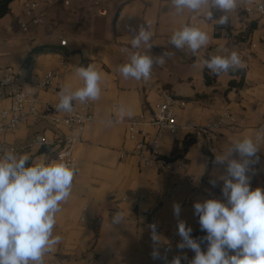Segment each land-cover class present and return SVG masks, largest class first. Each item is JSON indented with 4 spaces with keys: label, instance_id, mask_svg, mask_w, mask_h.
Instances as JSON below:
<instances>
[{
    "label": "crops",
    "instance_id": "obj_1",
    "mask_svg": "<svg viewBox=\"0 0 264 264\" xmlns=\"http://www.w3.org/2000/svg\"><path fill=\"white\" fill-rule=\"evenodd\" d=\"M13 0L10 11L0 18V77L8 66L15 69L16 85L34 93L30 84L33 76L42 75L56 68L62 61L69 69L63 75L65 84L73 89L82 82L72 66L93 64L103 74L102 93L93 101V116L82 132L81 141L75 146L77 174L74 177L71 197L61 205L53 234L62 241L48 253L45 264H165L163 259H153V243L149 225L157 224L161 243L159 251L171 261L182 257L181 264H189L195 253L179 249L177 218L174 203L181 205L179 219L192 228L201 230L199 218L194 214V203L208 198L224 200L223 181L215 187L209 183L223 175L225 165L213 164L211 157L197 144H192L182 158L168 162L167 169L144 166L137 155L122 154L131 149L135 141L127 138L128 123L141 113L155 111L164 91L186 102L175 106L174 112L181 124L223 120L218 130V151L225 152L232 141L255 134L264 128V15H246L243 7L255 0H240L238 7L229 14V23L218 26L216 20L205 21L187 10L177 14L171 0H107L106 15L95 12V0H35L36 14L40 21L22 31L20 20L24 16V3ZM222 15L214 10V16ZM151 24L153 37L149 54L159 57L165 52H175L164 64H154L148 80L124 79L117 72L126 63L125 48L141 25ZM191 24L207 31L210 36L206 48L193 56L180 51L169 43L172 33ZM67 44L62 46L61 40ZM254 44L255 46H252ZM42 47L27 61L31 49ZM218 49L236 50L246 63L241 86V71L213 75L200 62L211 55L221 54ZM232 84V85H231ZM39 96L54 100L51 91H39ZM0 99V105L7 106ZM131 109L132 116L122 122L115 121L120 106ZM227 116H231L232 119ZM66 129L52 125L47 120L25 122L8 131L2 140L17 148V154H29L33 159L50 157L44 149L26 148L38 134L50 139ZM149 134L154 127H146ZM188 132L180 130L173 135L165 133L161 154L172 157L181 152ZM0 153V156H3ZM258 163L249 171L251 188L264 189V141L257 153ZM233 158H239L233 153ZM194 176L185 182L186 176ZM210 177L209 181L205 177ZM142 199L136 202L135 199ZM124 214L121 224L112 225V216ZM202 231V230H201ZM193 237V236H192ZM207 250V241L193 237ZM170 249V250H168ZM232 254V253H230ZM186 256L187 259H183Z\"/></svg>",
    "mask_w": 264,
    "mask_h": 264
},
{
    "label": "clouds",
    "instance_id": "obj_2",
    "mask_svg": "<svg viewBox=\"0 0 264 264\" xmlns=\"http://www.w3.org/2000/svg\"><path fill=\"white\" fill-rule=\"evenodd\" d=\"M240 0H171L177 14L185 10L201 16L205 21L216 20L218 26L229 23V14L237 9ZM214 10L222 13L218 19ZM130 49L126 63L117 68L124 79L148 80L154 64H164L175 52H165L159 57L149 54L153 37L151 24L141 25L132 30ZM209 33L200 27L185 24L175 30L169 43L175 49L190 52L196 56L208 46ZM218 53L200 62L213 75L237 72L246 67L245 61L236 50L218 49ZM81 86L72 88L66 84L58 92L59 112L71 113L74 103L84 104L98 101L101 97L102 72L95 65L72 66ZM132 111L120 106L116 120L107 124L122 122L131 117ZM264 141V128L257 129L254 136L245 135L232 141L225 152L215 155L214 164L225 165L223 175L209 181L213 187L217 180L223 181L221 189L224 200L208 198L194 203V214L199 218L202 231L207 235V250L202 251L201 243L191 236L192 228L179 219L181 205L174 203L173 214L177 218L178 235L181 242L177 248L190 249L195 253L189 264H264V189L251 188L249 171L258 163L257 153ZM238 154V159L233 158ZM75 165L64 158L46 161L33 159L29 154H17L7 150L0 156V264H45L44 258L61 243L62 237L54 235L57 214L61 205L72 194ZM124 214L117 211L110 221L112 225L121 224ZM153 243L152 258L163 259L165 264H181L182 257L174 256L167 261L161 256L160 234L157 224L149 225ZM170 250V249H168ZM232 253V254H230ZM183 259H187L186 256Z\"/></svg>",
    "mask_w": 264,
    "mask_h": 264
},
{
    "label": "built area",
    "instance_id": "obj_3",
    "mask_svg": "<svg viewBox=\"0 0 264 264\" xmlns=\"http://www.w3.org/2000/svg\"><path fill=\"white\" fill-rule=\"evenodd\" d=\"M107 0H95L93 5L95 12L100 15H106L107 9L104 3ZM69 4L70 0H64ZM38 3L35 0H28L24 3V16L20 20L22 31H28L31 24L40 21V15L36 14ZM246 15L259 14L264 15V0H255L251 5L243 7ZM60 44L65 46L67 41L62 39ZM252 46H255L252 44ZM3 54L0 51V55ZM69 66L67 62L62 61L56 68L48 70L42 75L33 76L30 80L34 93H29L16 85L17 75L12 66L5 68L0 77V99L7 100L8 105H0V153L17 148L7 145L2 136L8 131L16 129L25 122H38L47 120L52 125L66 129L50 139L45 134H38L26 145V148L44 149V152L50 157L49 161L64 158L75 164V146L81 141V135L85 125L91 121L93 116V101L84 104L74 103V110L71 113L59 112L55 105L58 103V92L61 87L66 85L63 75L67 72ZM39 91H51L56 94L54 100H46L39 96ZM185 106L186 102L176 98L172 93L164 91L161 100L155 111L150 114L141 113L136 119L128 123L127 138L135 141L131 149H123L122 154L137 155L144 166L156 167L165 171L168 161L162 156V139L165 133L177 134L180 130H186L196 138V143L211 157L214 164L215 155L218 151V130L223 126V120L208 121L205 124H196L187 122L181 124L174 112L176 105ZM232 119L231 116H227ZM233 120V119H232ZM154 127L155 132L149 134L145 131L146 127ZM194 176H186L185 182H191ZM206 181L210 177H205ZM142 199H135L140 202Z\"/></svg>",
    "mask_w": 264,
    "mask_h": 264
},
{
    "label": "trees",
    "instance_id": "obj_4",
    "mask_svg": "<svg viewBox=\"0 0 264 264\" xmlns=\"http://www.w3.org/2000/svg\"><path fill=\"white\" fill-rule=\"evenodd\" d=\"M13 0H0V18H2L3 16H5L9 11H10V3L12 2ZM43 50L42 47H35L33 49H31L30 53H29V56L27 58V61L30 60L31 56L33 53H36V52H39ZM232 72V71H231ZM237 72H240V71H237ZM236 72V73H237ZM232 73H235V72H232ZM241 80L239 82H231L232 84L234 85H237V86H241L242 83H243V77H244V73L241 71ZM231 84V85H232ZM196 143V138L194 135L192 134H189L186 136V140L184 142V147H183V150L181 152H174L173 156L172 157H164L168 162H171V161H175L179 158H182L184 156V154L187 152L188 148L192 145V144H195ZM207 235V233L205 231H201L200 229L195 232V233H192L191 236L195 237V238H198L200 240H202L203 237H205Z\"/></svg>",
    "mask_w": 264,
    "mask_h": 264
}]
</instances>
